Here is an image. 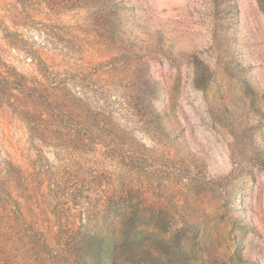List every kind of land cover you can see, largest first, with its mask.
<instances>
[{
    "label": "rangeland",
    "instance_id": "rangeland-1",
    "mask_svg": "<svg viewBox=\"0 0 264 264\" xmlns=\"http://www.w3.org/2000/svg\"><path fill=\"white\" fill-rule=\"evenodd\" d=\"M0 73L63 80L119 129L137 264H264V0H0ZM28 131L0 104V166L98 173L103 196L115 151Z\"/></svg>",
    "mask_w": 264,
    "mask_h": 264
},
{
    "label": "trees",
    "instance_id": "trees-1",
    "mask_svg": "<svg viewBox=\"0 0 264 264\" xmlns=\"http://www.w3.org/2000/svg\"><path fill=\"white\" fill-rule=\"evenodd\" d=\"M63 85V80L27 85L16 75L0 73V104L11 106L27 120L30 140L48 144L49 138L59 147L88 144L105 156L115 151L110 162L115 168L105 172V189L99 197L95 189L101 186V174L83 178L70 171L26 174L4 158L0 264H137V233L144 231L140 230L144 213L133 203V187L131 199L125 202L115 173L117 148L122 147L119 129L110 125L101 107H89L69 91L64 94Z\"/></svg>",
    "mask_w": 264,
    "mask_h": 264
}]
</instances>
